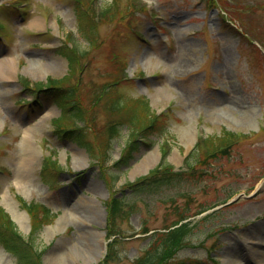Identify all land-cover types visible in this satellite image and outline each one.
<instances>
[{
  "label": "rangeland",
  "instance_id": "1",
  "mask_svg": "<svg viewBox=\"0 0 264 264\" xmlns=\"http://www.w3.org/2000/svg\"><path fill=\"white\" fill-rule=\"evenodd\" d=\"M20 1L0 0V70L13 65L11 76L0 77V206L24 237L32 220L25 213L22 227L13 217L10 206L23 211L18 198L42 202L56 217L34 234L33 245L42 250L38 255L20 243L14 254L0 242V264H89L74 252L86 253L79 241L83 231L101 233L106 243L95 264L109 258L110 264H132L150 235L182 213L194 222L210 216L197 221L184 247L165 264H231L239 258L241 264H264V245L256 242L264 236V0H233L237 13L222 0H132L137 5L130 7L131 0H117L118 15L101 20L76 10L73 0ZM142 2L146 6L137 9ZM66 44L75 54L85 51L70 73L61 54L71 53L61 50ZM63 76L62 87L75 86L80 101L86 124L82 145L51 123L61 112L54 90L38 91L41 101L35 105L28 93L37 82ZM136 97L147 98L158 113L148 137L138 135L151 142H137L125 162L110 165L127 150L124 118ZM21 98L29 103L16 105ZM120 100L123 106L117 109ZM242 105L252 107L247 115ZM116 121L121 130L108 145L103 131ZM27 130L36 156L22 188L16 172ZM223 130L236 134L228 155L196 162L193 172L183 174L189 179L154 192L131 189L130 183L150 173L161 158V166L181 168L197 136ZM152 150L156 157L151 159ZM51 153L55 165L43 168V158ZM112 197L121 198L128 211L114 220L115 227L109 216ZM73 205L75 215L68 210ZM113 230L123 238L109 256ZM64 252L71 255L63 259Z\"/></svg>",
  "mask_w": 264,
  "mask_h": 264
},
{
  "label": "trees",
  "instance_id": "2",
  "mask_svg": "<svg viewBox=\"0 0 264 264\" xmlns=\"http://www.w3.org/2000/svg\"><path fill=\"white\" fill-rule=\"evenodd\" d=\"M76 10L82 8L86 13L90 14L92 17L104 18L107 16L109 19L116 17L118 15L117 0L106 1L105 4H98L97 0H73ZM133 3L128 2L127 6H132ZM83 11V12H84ZM96 11V12H95ZM96 14V15H95ZM81 14L79 13L78 16ZM94 21V20H93ZM96 22V21H94ZM70 39V38H69ZM69 39L68 42L69 43ZM73 48V49H71ZM62 49L72 50L69 55ZM61 54L64 55L68 60L69 73L72 72V66L75 64L78 58H81L85 51L80 54L74 52L73 46H67L61 48ZM66 78V77H65ZM65 78H48L44 83H36V94L42 86L47 88H57L60 87ZM75 86H67L62 89V92H57L55 97L56 104L61 108V112L52 119L51 123L58 128L60 132H68L70 134H75L74 140L79 144H83V134L82 129L86 125L80 114V101L75 96ZM131 104V109H129L124 121L130 126L129 136L131 135L128 149H134L136 147V141L132 142L133 135L140 129L143 133H147L154 125L157 119L156 114L152 111L148 101L146 99L135 98ZM116 107H120V103L115 104ZM66 110L68 111L66 113ZM119 122H114L108 124L103 133L104 140L107 139L108 145L113 142V140L119 135ZM236 134L231 131H223L220 135L207 136L205 138H200L195 144L193 150V161L188 162L187 165L192 167L196 162L209 161V158L213 157H223L228 154L230 145L235 141ZM132 143V144H131ZM109 149V148H108ZM107 149V150H108ZM127 156V155H126ZM126 156L123 160H125ZM47 161L50 160L49 156H46ZM126 161V160H125ZM123 161V162H125ZM160 168V167H159ZM153 169L147 177H141L136 179V182L131 185L132 189L136 191L143 192H154L158 190L162 185L171 184L177 180L185 177H181L182 174L170 171L169 166L164 164L160 169ZM188 178V177H187ZM189 179V178H188ZM22 206L29 213L32 220V230L30 232L29 238L21 236L16 232L13 221L5 214L0 207V241L3 243L5 248L12 253L16 254L14 250V245L17 247L20 244H25L28 249L39 254L37 250H33V235L41 229L44 224L49 223L53 215L50 213L49 209L43 205L37 203H25L22 201ZM109 216L111 220V226L115 227L113 222L119 217L127 214L122 206V200L119 197H112L109 204ZM206 207V206H205ZM205 208L200 211H204ZM199 211V212H200ZM188 215L182 213L180 217L168 225L164 232H155L151 235V241L145 251L135 259L134 264H163L169 256L176 251L177 248L184 245L186 239L190 234H192L195 224L191 221H187ZM186 220V221H184ZM146 229V228H145ZM115 233L113 231H109ZM118 239L114 238L112 242H109V256L113 253V245ZM19 257V256H18ZM32 260L34 256L31 255ZM102 264V263H100Z\"/></svg>",
  "mask_w": 264,
  "mask_h": 264
},
{
  "label": "bare ground",
  "instance_id": "3",
  "mask_svg": "<svg viewBox=\"0 0 264 264\" xmlns=\"http://www.w3.org/2000/svg\"><path fill=\"white\" fill-rule=\"evenodd\" d=\"M1 64H2V62L0 60V65ZM12 71H13V65H10L9 67H4V69L2 68L0 70V77L8 78L9 76H11ZM242 107H243V113L245 115H247V113L250 111V109H252V107L249 105H242ZM20 145H21V148H20L21 153L23 155H22L20 164L17 166L16 181H17L18 187L26 188L25 187L26 185L24 183L29 182V179L27 178V174H26V177H24V175L28 169L29 164L31 163V161L36 156L35 148L31 145V142L29 140L28 130L26 131L25 135L23 136L22 142ZM80 154H82V153H80ZM76 155H78V154L76 153ZM155 157H156V151L152 150L150 155H149V158L152 159ZM78 158H79V160H82V158L80 156ZM75 206L76 205H73L71 207L68 206V210L71 213H73L74 215L77 212L75 209ZM10 207L12 209L11 211H12L13 217L15 218L17 223L22 227H26V222H25L26 214L23 211L16 209L15 207L14 208L12 206H10ZM249 238H252V237H249ZM254 240H255V238H254ZM79 241L82 245L85 246L86 253H84V251L82 252L81 248H77L76 251H74V252L79 254L84 259H86L88 261L96 260L98 257H100L103 254L104 244H103V240L101 238V233H97V232L96 233L95 232L89 233V232L83 231L80 233ZM256 242H258L257 244L259 247L263 248V246H261V244L264 245V236L257 238ZM257 252L259 255L262 256V254H263L262 250H257ZM70 255H71V253H70ZM70 255H69V253L64 252V255L62 254L61 256L63 257V259H66ZM235 256H239V254L235 255ZM1 257H4V256H1ZM228 262L231 264H241L240 263L241 259L240 258L239 259H232V260H229Z\"/></svg>",
  "mask_w": 264,
  "mask_h": 264
}]
</instances>
